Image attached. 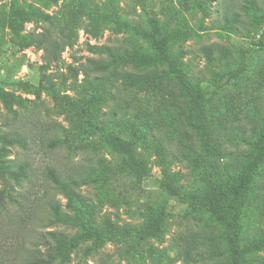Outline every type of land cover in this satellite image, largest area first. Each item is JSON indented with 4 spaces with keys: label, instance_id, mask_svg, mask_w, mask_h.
Segmentation results:
<instances>
[{
    "label": "rangeland",
    "instance_id": "obj_1",
    "mask_svg": "<svg viewBox=\"0 0 264 264\" xmlns=\"http://www.w3.org/2000/svg\"><path fill=\"white\" fill-rule=\"evenodd\" d=\"M151 1L113 0L116 14L108 17L102 15V9L109 8L107 0H58L57 4L0 0V11L18 7L58 13L77 31L74 44L41 71L43 51L34 45L22 47L19 37L0 27V86L22 100L11 108L0 101V136L15 132L22 138L23 145L11 147L10 158L17 169H24L18 182L0 179V264L34 262L45 250L39 238L44 231L73 236L85 230L70 222L49 224L52 203L73 219L77 214L66 207V197L46 178L48 167H54L66 182L75 179L77 193L100 209L91 220L84 217L86 228L105 233L111 221L130 230L125 235L117 232L84 239L65 264L101 260L108 264H232L224 225L193 202L202 199L205 190L191 159L203 153L199 129L187 117L188 103L179 85L168 77L163 80L165 65L128 69L157 76L148 92L133 98L128 97L131 91L118 92L107 109L102 107L106 114L100 117L102 124L124 116L146 136L135 144L136 155L146 167L142 176L118 172L123 154L91 134L85 115L79 113L89 92L80 84L82 75L71 76L68 66L76 63L75 58L83 61L92 56L86 42L154 55L143 36L151 32L145 14ZM92 11L101 25L96 38L82 29ZM153 15L159 40L177 27L190 30L166 47L177 57L187 81L203 92L214 130L206 166L227 205L264 129V0H153ZM21 25L22 34H31L40 32L45 23L37 19ZM160 75L163 82L158 81ZM48 81L54 91L48 89ZM110 111L116 112L115 116L109 113L113 119ZM159 159L175 180L163 176ZM96 179L97 185L92 183ZM239 212L240 246L247 247L264 237V157ZM150 214L157 219L156 236L141 230ZM245 257V264H264V247L246 252Z\"/></svg>",
    "mask_w": 264,
    "mask_h": 264
},
{
    "label": "trees",
    "instance_id": "obj_2",
    "mask_svg": "<svg viewBox=\"0 0 264 264\" xmlns=\"http://www.w3.org/2000/svg\"><path fill=\"white\" fill-rule=\"evenodd\" d=\"M47 1L57 4L58 0ZM107 1L109 8L102 9V15L115 17L116 10L112 3L113 0ZM145 14L151 32H143V36L155 50L154 55H147L139 50L86 42V50L92 56L87 57L83 61L75 58L73 61L76 63L68 66L71 76L77 78L78 75H82L80 84L84 91L89 92V95L83 99L84 105L79 113L82 116L85 115L87 128L91 134H98L101 136L103 144L109 145L113 150L123 154L117 165V171L129 175L142 176L146 172V167L136 155L135 144L142 140L145 141L146 136L140 133L124 116L119 119L112 117L109 113L115 116L116 112L114 111L108 112L110 119L114 118V120L102 124L100 117L106 115L102 112V107L107 109L108 102H112L118 92L131 91L129 98H133L138 93L148 92L149 87L153 85V79L157 76L156 73H153L152 77L140 75L135 71H128V69L139 71L165 65V78L163 80H167L168 77V79L179 85L182 97L187 99V117L190 116L199 129L200 145L203 153L194 154L191 159L198 176L205 182V190L203 198L193 202L208 211L224 225L225 238L231 254L232 264H245L246 252L260 250L264 247V237L247 247L240 246L242 223L239 212V207L264 157V129L256 139L253 150L242 167L238 185L233 191V198L227 205H224L212 174L206 166V154L212 144L214 130L206 110L203 92H199L196 88L194 89L187 81L183 69L179 66L177 57L168 52L166 47L169 42L189 34L190 30L177 27L159 40L157 38V21L153 15V0L145 9ZM87 16H89V19L82 26V29L84 33L96 38L101 32L99 15L92 11ZM37 19L45 23L40 32L21 33V23ZM120 25L124 26L123 22ZM0 27L9 28L15 37H19L18 42L22 47L34 45L43 51L44 65L41 67V71H44L46 64L57 61L62 51L66 47H71L77 38L75 27L70 25L66 17H62L58 13L43 12L38 8L24 10L16 7L7 12L0 11ZM241 70L235 71L234 76L239 74ZM163 80L160 75L158 81L163 82ZM48 83V89L54 91L53 83L51 81H48ZM0 101L7 108H11L15 103L22 104L21 99L15 97L1 86ZM126 106H128V103H126ZM98 116L99 122L97 121ZM107 125H110V127ZM0 142V179L5 183L7 178L18 182L20 177L24 176V169H17L16 163L13 158H10V155L12 146L23 145L21 143L22 138L15 132H5L0 136ZM159 163L163 176L167 179L175 180L176 176L168 171L161 159H159ZM45 176L52 182L54 188L66 197V207L77 214V218L73 219L69 214L62 212L56 203H52L50 216H48L50 219L49 224H67L70 222L71 225L82 226L85 230L80 235L73 236L56 230L40 233L39 238L45 250L31 264H65L70 260L71 251L84 239L91 237L100 239L102 235L108 236L117 232L122 235L124 232L129 234V229L124 230L111 221H108L105 226L107 230L105 233L86 228L83 222L84 217L91 220L100 209L95 204L86 203L82 196L77 193L79 184L75 179H71L68 182L64 181L54 167H48L45 171ZM92 183L97 185L98 180L96 179ZM141 230L146 236H156L158 234V223L153 214L148 216V220ZM94 264L108 263L101 260L95 261Z\"/></svg>",
    "mask_w": 264,
    "mask_h": 264
}]
</instances>
